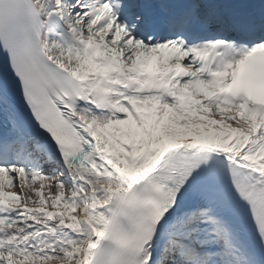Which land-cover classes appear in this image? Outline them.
I'll list each match as a JSON object with an SVG mask.
<instances>
[{
  "label": "snow or ice",
  "instance_id": "snow-or-ice-1",
  "mask_svg": "<svg viewBox=\"0 0 264 264\" xmlns=\"http://www.w3.org/2000/svg\"><path fill=\"white\" fill-rule=\"evenodd\" d=\"M0 264H264V0H0Z\"/></svg>",
  "mask_w": 264,
  "mask_h": 264
},
{
  "label": "rangeland",
  "instance_id": "rangeland-1",
  "mask_svg": "<svg viewBox=\"0 0 264 264\" xmlns=\"http://www.w3.org/2000/svg\"><path fill=\"white\" fill-rule=\"evenodd\" d=\"M46 193V192H45Z\"/></svg>",
  "mask_w": 264,
  "mask_h": 264
}]
</instances>
